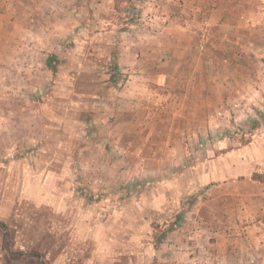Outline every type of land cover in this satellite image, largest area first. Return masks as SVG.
Wrapping results in <instances>:
<instances>
[{"label":"rangeland","instance_id":"rangeland-1","mask_svg":"<svg viewBox=\"0 0 264 264\" xmlns=\"http://www.w3.org/2000/svg\"><path fill=\"white\" fill-rule=\"evenodd\" d=\"M253 171L264 0H0V264H264Z\"/></svg>","mask_w":264,"mask_h":264},{"label":"trees","instance_id":"trees-1","mask_svg":"<svg viewBox=\"0 0 264 264\" xmlns=\"http://www.w3.org/2000/svg\"><path fill=\"white\" fill-rule=\"evenodd\" d=\"M134 2V0H114V8L117 11H125L128 9V7ZM130 21H132V18H130ZM59 58L53 54L49 53L45 58V66L47 69L52 71L54 74L57 72V67L59 65ZM57 62V63H56ZM114 70H118L116 64H114V67H112V73H110L109 80L107 81L108 86H113L115 83H117V75L118 72L114 73ZM250 178L252 180L264 182V174L259 171H253L251 173Z\"/></svg>","mask_w":264,"mask_h":264}]
</instances>
